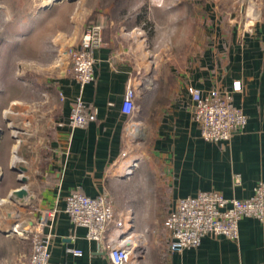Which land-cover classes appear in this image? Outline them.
<instances>
[{
	"label": "crops",
	"instance_id": "0c3cea01",
	"mask_svg": "<svg viewBox=\"0 0 264 264\" xmlns=\"http://www.w3.org/2000/svg\"><path fill=\"white\" fill-rule=\"evenodd\" d=\"M84 5L85 0L76 4L0 0V24L19 26L16 37L22 38L16 41L56 30L47 42L57 56L80 43L86 31L84 19L96 11L87 12ZM69 7L74 10L68 27L49 26L53 17ZM78 9L82 12L79 20L73 17ZM248 27L227 37L209 35V47L202 52H193V47L191 55L183 51L167 59L151 58L142 34H119L114 39L104 30V45L94 54L96 80L83 92L97 117L83 128H56L51 145L58 152L47 164L21 165L23 161L14 155L19 154L18 146L8 139L0 142V264H28L32 244L18 233L31 227L40 210L54 207L59 213L52 229L49 264H112L107 252L99 251L97 243L87 238V229L75 226L64 212L66 197L73 192L110 195L116 212L126 216L127 228L141 236L142 256L130 264H264V224L257 219L240 221L237 240L209 235L199 247L180 253L170 252L164 223L157 227L156 221L145 222L152 216H167L180 198L217 191L226 198L248 199L257 184L264 182V23L256 22L253 32ZM129 81L136 86L139 106L132 121L122 113ZM236 84L241 90L234 91ZM2 85L0 126L8 122V104L21 99H10L14 92ZM58 86L67 96L57 116L61 122L67 120L80 90L70 76L60 79ZM189 86L205 93L214 88L231 92L234 104L248 117L245 130L222 144L204 140L193 117ZM31 144L38 150L37 143ZM31 152L26 147L23 158ZM21 166L28 170L25 188L32 197L30 201L25 198L24 206L18 204L20 200H10L23 185L22 176L13 169ZM49 178L56 182L55 188L50 187ZM145 223L153 228L150 242ZM15 226H19L18 233ZM70 249L82 255L75 256Z\"/></svg>",
	"mask_w": 264,
	"mask_h": 264
},
{
	"label": "rangeland",
	"instance_id": "374dc122",
	"mask_svg": "<svg viewBox=\"0 0 264 264\" xmlns=\"http://www.w3.org/2000/svg\"><path fill=\"white\" fill-rule=\"evenodd\" d=\"M64 1L76 4L81 0ZM54 3L58 2L51 0V4ZM84 8L87 12L96 11L87 15L84 19L87 25L83 28L92 23L101 24L105 34L114 39L119 34H142L147 38L145 49L153 59L157 55L167 59L173 54L182 55L183 51L191 55L193 47V52H202L209 47V35L231 36L247 26L253 32L256 22L264 23V0H85ZM71 10L73 7L57 14L49 26L53 29L68 27ZM79 10L73 11L77 20L82 14ZM18 28L13 23L0 24V103L5 96L2 83L7 85L8 92H14L10 99L21 97L6 107L8 122L0 126V142L8 139L18 146L15 150L19 154L14 155L27 167L39 161L47 164L52 154H56L57 148L51 145L53 133L59 128L58 112L66 102L61 99V93L66 94L58 81L67 75L48 47L47 36L56 30L41 32L28 41H16L22 38L16 37ZM32 142L38 144V150ZM26 147L32 152L23 158ZM143 163L144 160L140 165ZM164 215L152 216L145 222L155 224L156 221L159 227L164 223ZM143 226L150 242L149 233L153 228L149 223Z\"/></svg>",
	"mask_w": 264,
	"mask_h": 264
},
{
	"label": "built area",
	"instance_id": "2783aa9c",
	"mask_svg": "<svg viewBox=\"0 0 264 264\" xmlns=\"http://www.w3.org/2000/svg\"><path fill=\"white\" fill-rule=\"evenodd\" d=\"M104 45V27L92 23L86 28L80 43L69 46L57 54L58 65L79 87V94L72 100L67 120L59 127L71 130L83 128L97 117L83 97L85 87L96 80L95 52ZM241 90L240 84L234 91ZM188 93L193 102V117L201 128L204 140L216 144L228 142L243 132L248 124L244 111L234 104L231 92L214 88L208 93L190 86ZM61 99L66 96L61 93ZM139 111L137 89L132 81L127 83L122 103V113L130 121ZM58 152V150L56 151ZM51 188L57 186L53 178L48 179ZM38 219L25 231L18 233L31 241L32 252L28 264H49L51 259L52 229L59 209L40 210ZM64 212L71 222L87 229V238L97 243L99 251H106L112 264H130L142 256L140 235L127 228L126 216L117 213L109 194L103 192L96 197L73 192L66 197ZM245 218H253L264 224V182H259L254 194L248 199L226 198L217 191L200 192L195 197L180 198L164 220V229L169 237V250L180 253L197 248L209 235L225 236L231 240L239 238V224ZM48 229V232L46 231ZM70 253L81 256L82 252L70 249Z\"/></svg>",
	"mask_w": 264,
	"mask_h": 264
},
{
	"label": "water",
	"instance_id": "95a60500",
	"mask_svg": "<svg viewBox=\"0 0 264 264\" xmlns=\"http://www.w3.org/2000/svg\"><path fill=\"white\" fill-rule=\"evenodd\" d=\"M54 2H60V1H64V0H53ZM71 1V0H68ZM14 170H16L17 172H19V174L22 176L19 180V182L21 184H23L19 189L15 190L11 196H10V200L12 201H18L20 200V203H18L20 206H24L25 205V198L29 196L27 189L25 188V184L27 183V177L25 176L26 172L28 171L26 167L21 166L19 168H15L13 167ZM28 201L32 200L31 198H27Z\"/></svg>",
	"mask_w": 264,
	"mask_h": 264
},
{
	"label": "bare ground",
	"instance_id": "6f19581e",
	"mask_svg": "<svg viewBox=\"0 0 264 264\" xmlns=\"http://www.w3.org/2000/svg\"><path fill=\"white\" fill-rule=\"evenodd\" d=\"M15 156H16V155H15ZM14 158H15V157H14ZM133 162H134V161H132V162H131V163H132V165H130V166L128 167V169H127V172H129L130 168H132V167H133V165H134V164H133ZM141 244H142V243H141ZM142 246H143V245H141V247H142Z\"/></svg>",
	"mask_w": 264,
	"mask_h": 264
}]
</instances>
